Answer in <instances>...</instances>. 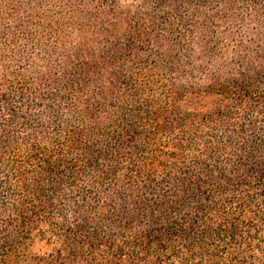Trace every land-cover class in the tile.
Instances as JSON below:
<instances>
[{
  "label": "trees",
  "instance_id": "16d2710c",
  "mask_svg": "<svg viewBox=\"0 0 264 264\" xmlns=\"http://www.w3.org/2000/svg\"><path fill=\"white\" fill-rule=\"evenodd\" d=\"M0 264H264V0H0Z\"/></svg>",
  "mask_w": 264,
  "mask_h": 264
}]
</instances>
